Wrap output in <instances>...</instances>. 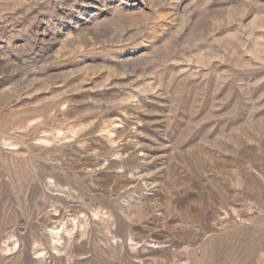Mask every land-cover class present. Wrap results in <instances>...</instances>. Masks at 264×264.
I'll list each match as a JSON object with an SVG mask.
<instances>
[{
    "label": "rangeland",
    "instance_id": "1",
    "mask_svg": "<svg viewBox=\"0 0 264 264\" xmlns=\"http://www.w3.org/2000/svg\"><path fill=\"white\" fill-rule=\"evenodd\" d=\"M0 264H264V0H0Z\"/></svg>",
    "mask_w": 264,
    "mask_h": 264
}]
</instances>
